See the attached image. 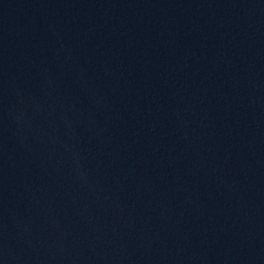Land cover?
Segmentation results:
<instances>
[{"label":"water","instance_id":"obj_1","mask_svg":"<svg viewBox=\"0 0 264 264\" xmlns=\"http://www.w3.org/2000/svg\"><path fill=\"white\" fill-rule=\"evenodd\" d=\"M0 264H264V0H0Z\"/></svg>","mask_w":264,"mask_h":264}]
</instances>
